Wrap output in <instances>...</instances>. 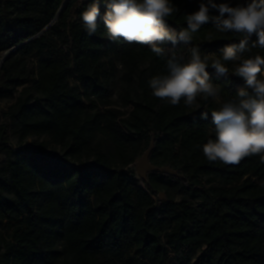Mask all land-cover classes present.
Instances as JSON below:
<instances>
[{"label": "trees", "instance_id": "obj_1", "mask_svg": "<svg viewBox=\"0 0 264 264\" xmlns=\"http://www.w3.org/2000/svg\"><path fill=\"white\" fill-rule=\"evenodd\" d=\"M65 1L0 0V64L18 47L0 65V99L17 94L8 118L20 134V145L5 149L10 158L0 174V264H264L260 156L236 165L207 160L202 145L215 139L211 112L218 109L211 98L198 107H186L183 100L173 106L153 96L147 83V97L127 118L108 108L104 97L116 63L123 65L130 84L143 63L151 65L149 79L165 74L166 60L147 45L109 40L100 17L97 32L89 35L80 13L94 0H68L60 12ZM171 2L177 11L166 24L179 32L187 28L186 16L206 0ZM99 7L103 16L104 0ZM217 15L210 9L209 21L188 45L169 41L159 46L183 62L193 46L202 58L212 54L206 71L226 102L242 88L252 90L232 72L233 62L222 60L229 68L224 75L211 67L225 46L242 38L217 32L211 19ZM256 39L253 34L249 45ZM257 54L264 56V49L244 57ZM33 60L36 77L27 69ZM91 121L119 130L123 123L126 140L152 144L154 166L166 163L176 174L150 173L143 181L135 171L116 167L106 154L83 161ZM1 130L7 134L5 127ZM40 135H48L63 154L46 153L42 143L35 149L27 144L29 137ZM160 184L184 188L199 205L160 199Z\"/></svg>", "mask_w": 264, "mask_h": 264}, {"label": "clouds", "instance_id": "obj_2", "mask_svg": "<svg viewBox=\"0 0 264 264\" xmlns=\"http://www.w3.org/2000/svg\"><path fill=\"white\" fill-rule=\"evenodd\" d=\"M100 0L87 5L80 13L84 29L89 35L97 32V18L106 27V36L116 41L123 38L129 43L147 45L157 57L165 58V74L151 77L148 81L152 95L176 106L183 100L186 107H198L197 98L204 101L211 98L220 107L211 112L215 139H208L202 145L204 156L209 162L219 161L225 165H236L245 157L260 156L264 163V56L244 57L252 49H264V0H251L246 6L232 7L228 3L217 4L206 0L199 4V10L186 16L187 28L177 32L166 24L176 7L171 0H104L106 11L101 16ZM210 9L219 15L211 17L215 29L220 33L239 34L238 44L225 46L222 55L211 63L216 72L224 75L229 68L224 62L235 64L232 71L242 77L251 93L240 89L237 95L221 102L219 86L210 82L206 55L202 58L198 47H190V58L183 62L175 52L168 54L159 45L183 42L188 45L192 34L210 19ZM257 39L249 45L251 36ZM203 119L208 113H201ZM264 187V181L261 182Z\"/></svg>", "mask_w": 264, "mask_h": 264}, {"label": "rangeland", "instance_id": "obj_3", "mask_svg": "<svg viewBox=\"0 0 264 264\" xmlns=\"http://www.w3.org/2000/svg\"><path fill=\"white\" fill-rule=\"evenodd\" d=\"M214 2L217 4L228 3L232 7L247 5V3H245L246 1L236 2L234 0H214ZM207 56L209 57L208 60H212V58H214L212 54H208ZM36 68L37 66L35 60L30 62L27 67L28 72L32 77H36ZM116 69L117 70L113 76L112 85L110 86L109 92L104 97V99L109 101L111 104L108 106V108L119 109L123 111L126 114L123 117L125 119L134 109L136 104L143 103L144 99L147 97L146 87L150 75L151 65L149 62L141 64L130 84H127L126 70L124 69L123 65L119 62L116 63ZM18 90L20 91L21 88H18ZM16 96L17 94H14L13 97L0 99V174L4 173V167L10 158V156L6 154L5 149L15 148L20 145V134L19 132L16 133L14 131L11 120L8 118L10 108L14 104ZM202 100V98L198 97L197 104L199 105ZM217 105L219 108L220 104L217 103ZM99 108L101 111L105 109L102 101H99ZM3 127L6 129V135L4 134V130H1ZM89 128L91 129L90 145L89 149L83 154V161H91L96 157L97 154H106L116 167L125 166L126 169L135 171L138 177L141 178L139 174V166L142 163L145 154L151 147H153L152 144L146 146L140 141L130 142L126 140L122 135V132L126 131L123 123L120 124L121 130H119L117 126L111 127L107 125L105 121H101L99 124L91 121L89 122ZM26 142L33 149H35L40 143L44 144L46 147V153L48 154H55L58 156L63 154L62 147L53 143L48 135L32 136L29 137ZM159 160L162 161L163 157H160ZM150 163L154 165V160H152L151 156ZM164 168L168 169L169 173L176 174V171H174L166 163ZM147 178H149V174ZM199 179L207 182V177H200ZM160 186L161 191L159 196H161V199L164 201H168L169 199H173L176 202L187 200L195 207L199 205V200L192 197L182 187L175 188L169 184H160ZM57 250H61V245L57 247ZM59 264H65V262H60Z\"/></svg>", "mask_w": 264, "mask_h": 264}, {"label": "water", "instance_id": "obj_4", "mask_svg": "<svg viewBox=\"0 0 264 264\" xmlns=\"http://www.w3.org/2000/svg\"><path fill=\"white\" fill-rule=\"evenodd\" d=\"M68 0L65 1V3L63 4L60 12L63 10V8L66 6ZM18 49V47L12 49L10 52H8L2 59L1 64L7 59L9 58L16 50ZM0 64V65H1ZM153 151V147H151L148 152L145 154L142 163L139 166V174L140 177L143 181H147V176L150 173H157V172H163V173H169V170L164 168V167H156L154 165H152L150 163V156L152 154ZM159 198L161 199V196H159Z\"/></svg>", "mask_w": 264, "mask_h": 264}]
</instances>
